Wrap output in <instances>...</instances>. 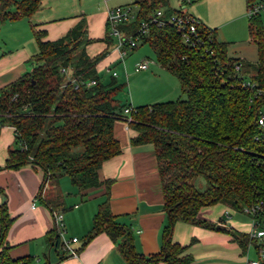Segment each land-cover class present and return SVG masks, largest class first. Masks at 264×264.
Instances as JSON below:
<instances>
[{
    "label": "trees",
    "instance_id": "1",
    "mask_svg": "<svg viewBox=\"0 0 264 264\" xmlns=\"http://www.w3.org/2000/svg\"><path fill=\"white\" fill-rule=\"evenodd\" d=\"M133 3L138 13L124 26L129 34L142 20L150 21L156 10L163 11L160 20L165 24L150 22L141 44L151 47L156 61L178 79L185 95L133 107L129 115L128 125L136 131L131 144L154 146L166 223L159 253L144 256L136 252L130 228L117 221L104 203L86 240L107 234L127 264H190L186 247L173 239L177 221L213 229L215 224L198 217L204 206L221 203L242 213L245 208L264 206V129L257 122L264 103L239 84L235 69L240 64V73L251 70V79L264 86L262 16L247 19L249 40L258 53L257 61L249 63L229 55V43L219 40L217 29L201 21L196 24L194 44L185 43L167 22L171 15H187L182 7L173 8L168 0ZM39 6L40 0H0V22L29 16ZM34 36L38 52L31 59L32 69L0 89V121L13 127L20 144L9 150L5 166L29 163L40 169L43 186L48 184L53 192L39 197L53 210L63 206L58 189L62 175L80 190L108 186L109 180H99L98 170L121 151L113 125L125 118L123 109L130 104L119 98L125 83L114 76L101 80L96 65L105 52L94 57L86 53L91 39L82 21L55 40H44L41 30H34ZM105 39L109 43L113 39L107 27ZM62 68L69 73H62ZM91 80L95 83L90 85ZM199 176L205 180L203 190L195 183ZM0 224V264H27L30 258L13 259L3 245L10 224L5 204L0 206ZM229 232L243 247L254 243L248 233ZM49 241L65 251L57 227L49 233Z\"/></svg>",
    "mask_w": 264,
    "mask_h": 264
},
{
    "label": "crops",
    "instance_id": "2",
    "mask_svg": "<svg viewBox=\"0 0 264 264\" xmlns=\"http://www.w3.org/2000/svg\"><path fill=\"white\" fill-rule=\"evenodd\" d=\"M97 1L96 9H90L91 5L75 8L66 0H40L39 8L29 16L0 22V89L32 69L34 63L31 59L38 52L34 30L43 31L44 40H55L79 21H82L86 35L91 39L86 45V53L94 57L105 52L96 65L101 80L109 81L103 80L102 73L111 75L107 69L118 66L119 72L114 70L115 79L122 82L117 77L127 76V65L123 59L129 51L121 59L115 39L111 43L105 39L106 11L114 5L110 4V0ZM182 10L204 25L216 28L184 8ZM228 52L232 57L249 63H255L258 58L257 48L251 42H234L228 45ZM145 59L148 60L146 55L137 57L133 66ZM140 72L139 79L148 82L153 93H148L147 97L144 92L140 95L130 93L125 99L119 97L131 107L156 103L166 97H180L182 92L178 79L157 61H150L148 69ZM252 74L251 70L244 73L247 77ZM113 134L121 151L104 161L98 170L99 180H109L108 186L101 184L80 190L71 184L67 175H62L58 189L63 206L51 210L39 197L40 194L45 197L49 191L53 192L48 184L43 186L40 169L33 168L29 163L18 168L5 166L9 150L20 148V144L16 141L13 127L0 121V206L5 204L10 219L3 245L9 247L11 258L28 257L30 261L27 264H127L107 234L99 233L86 240L93 217L104 203L108 204L117 221L130 228L137 253L144 256L159 253L166 214L154 146L151 143L131 144L136 131L126 124L125 118L115 121ZM227 210L231 212L229 218L224 216ZM54 214L62 215L64 237L76 255L57 249L49 241V233L57 227ZM198 217L215 224L216 228L177 221L173 230V239L185 246L186 252L191 255L190 264H249V261L258 259L254 243L247 242L243 247L229 232L248 233V214L216 203L202 207ZM218 224L225 228H217ZM73 238L77 240L72 241Z\"/></svg>",
    "mask_w": 264,
    "mask_h": 264
},
{
    "label": "built area",
    "instance_id": "3",
    "mask_svg": "<svg viewBox=\"0 0 264 264\" xmlns=\"http://www.w3.org/2000/svg\"><path fill=\"white\" fill-rule=\"evenodd\" d=\"M163 15V11L161 9L156 10L155 14L150 21L142 20L134 32V34H129L124 29L125 25H128L132 21L135 20L137 14L133 13L132 7L130 4L125 5H117L114 7L107 8L106 11V27L108 28V34L110 37L115 39V46L120 51L119 58H123L127 51H131L137 48L145 36L148 33L150 22L156 23L157 25H163L165 22L160 20ZM264 15V0H249L247 4V17H255V16ZM168 23H171L175 26L176 30L181 35L182 40L188 44H194V39H196V24L198 20L193 16L187 15H171L168 20ZM150 61L145 59L138 62L134 70L136 72L144 71L148 69ZM264 66V61H263ZM241 65H235V69L239 72V84L246 89L251 90L254 93V97L260 98L264 103V86H260L256 81L252 80L251 77H247L244 74L240 73ZM108 72L111 73L112 76H116V72L111 68L107 69ZM61 72L64 74H68L69 71L65 68L61 69ZM95 81L91 80L88 84H94ZM264 104L261 107L259 114L257 116L258 125L264 129ZM133 110V107L128 106L123 109V113L125 115V122L128 125L131 120L130 112ZM250 217V229L248 231V235L251 240L256 245L258 250V259L249 261V264H260L261 259L264 260V206L256 205L249 208H245L244 212ZM225 218H229L231 212L229 210L224 213ZM260 214V215H258ZM54 218L56 221V225L59 229V235L62 241V247L72 255H76V251L69 247L67 239L64 237V225L62 222L61 214H54ZM76 238H73L72 241H76Z\"/></svg>",
    "mask_w": 264,
    "mask_h": 264
},
{
    "label": "rangeland",
    "instance_id": "4",
    "mask_svg": "<svg viewBox=\"0 0 264 264\" xmlns=\"http://www.w3.org/2000/svg\"><path fill=\"white\" fill-rule=\"evenodd\" d=\"M96 1L97 0H66V3H73L72 6H74L75 8H86L91 5L90 9H96L99 4L97 3L98 1ZM134 1L135 0H110V4L114 6L130 4L133 13L137 14L138 9L137 6L133 3ZM168 3L169 6L173 8L182 7L185 9V11H189L191 14L200 18L209 26L216 27L218 29L219 40L229 42V46L234 42H250L247 31L248 0H168ZM236 16H239L240 18L234 19ZM261 19L264 26V15H262ZM141 55H146L151 63H156L154 52L148 44H141L134 50L127 52L123 59V62L125 63V65H127V76L119 75L117 77L118 80L126 83L125 89L120 93V96H122L123 99H125L127 95L129 98L130 93H132L133 95H140L144 92L146 93V97L148 96V93H153V90L150 89L152 87H150L148 82L139 79V74H141L142 72H136L134 70L133 62L137 57ZM112 70H116L117 72H119L118 66L112 67ZM110 76L111 75L107 74L106 72L102 73L103 80H110ZM179 96L180 97H166V99H159L160 101L155 102H164L175 100L177 98H185V95H183L182 93ZM262 111H264V108H262ZM76 150L80 151L81 148L78 147L76 148ZM195 183L200 190H203L205 188V180L203 177L199 176L196 179Z\"/></svg>",
    "mask_w": 264,
    "mask_h": 264
},
{
    "label": "water",
    "instance_id": "5",
    "mask_svg": "<svg viewBox=\"0 0 264 264\" xmlns=\"http://www.w3.org/2000/svg\"><path fill=\"white\" fill-rule=\"evenodd\" d=\"M217 228H225V226L221 225V224H218L217 225Z\"/></svg>",
    "mask_w": 264,
    "mask_h": 264
}]
</instances>
